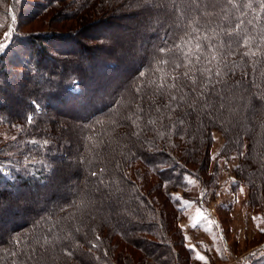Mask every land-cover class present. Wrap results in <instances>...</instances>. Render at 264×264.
<instances>
[{"label": "trees", "instance_id": "trees-1", "mask_svg": "<svg viewBox=\"0 0 264 264\" xmlns=\"http://www.w3.org/2000/svg\"><path fill=\"white\" fill-rule=\"evenodd\" d=\"M12 1L18 21L43 14L57 3V0H42L37 5L40 9L35 11L30 9L32 4L28 0ZM209 1L214 2L209 4ZM7 3L8 0H0V14L11 13L7 11ZM165 3L175 4L171 9L172 18L168 19L170 24L158 28L154 26L155 19L149 18L142 29L143 36L148 37V48L142 49L143 57L127 63L135 53L130 52L120 64L103 62L98 54H92L93 58L90 57L95 60L90 63V70L94 73H70L69 80L61 82L59 90L45 93L49 95L46 103L44 92L39 90L27 98L26 107L16 114L22 116L19 119L24 128L21 136H16L18 151L11 150V155L6 154L12 148L9 146L2 150L4 154L0 157V207L10 210L5 222L0 223V236L5 237L0 241V264H31L28 258L34 260V250L40 246L53 252L59 249L60 257L54 259L63 258L67 264H86L82 258H88L87 255L92 264H115L114 251L120 253L115 249L111 235L117 231L124 238L120 230L98 224V228L93 227L88 233L84 232L83 224L71 232L65 229V221L69 222L74 216L68 211L70 206L64 200L54 202L55 196L41 191L53 182L56 166L62 161L67 163L66 170L81 169L74 172L72 185L75 190L88 191L86 180L98 189L126 196L128 202L145 207L146 219L152 218L154 222L139 223L144 228L139 232L142 246L138 249L147 251L151 257L160 255L155 251L160 245L152 240L157 236L175 260H183V254L193 252L187 248L180 227L174 226V220L178 223L183 216V207L173 193L188 188V176L201 178L209 174L213 129L225 139L223 155L232 147L238 150L244 129L249 141L244 159L254 163L249 205L261 203L264 196V0H232L231 3L229 0H207L202 9L207 6L210 9L204 15L197 14V3L194 10L197 19L185 28L184 23L190 15L185 13L183 0H170V3L166 0ZM107 13L102 20L110 16ZM18 21L11 43L4 51L0 48V85L8 83L11 76L40 77L43 62L54 61L52 47L66 50L65 53L76 52L71 43L78 42L69 38L72 34L59 35L52 31L25 34L21 33ZM88 25L91 21L83 27L95 26ZM57 36L67 38L60 41ZM92 36L102 38L101 34ZM7 39V35L0 36V44ZM81 48L84 52L89 51L87 44ZM109 54L111 57V52ZM63 66L65 68V64ZM93 76L96 77L91 78ZM98 76L103 77L104 83H94ZM107 89L110 92L108 98L104 93ZM0 91L4 93V88L0 87ZM90 94L94 95L92 100ZM156 99L163 102L162 105H154L152 102ZM5 109L0 103L3 127L13 123ZM63 117L69 122L74 121L86 133L84 151L75 161L68 159L69 145L62 140L63 126L57 123L51 128L46 124L57 120L66 123ZM111 121H118L119 126L126 129L129 135H122L125 141L131 139L142 143L140 149L131 151L120 162L116 160L114 165L105 158L95 160L96 149L92 146L105 131L108 135L114 132ZM234 173L239 176V165ZM155 188L160 192L163 190L165 200L172 203L173 212L160 201V210L154 206L148 194ZM67 190L65 188L60 196H67ZM22 192L38 198L33 200L35 206L32 209L28 206L30 202L26 205L10 202ZM90 194L87 192L83 197ZM74 197L71 195V200ZM38 201L45 205L41 206ZM23 213L26 216L17 219ZM150 223L154 226L148 228ZM174 242L177 249L173 248ZM130 257L122 258L124 264H137ZM249 264L264 263L261 258H253Z\"/></svg>", "mask_w": 264, "mask_h": 264}, {"label": "rangeland", "instance_id": "rangeland-1", "mask_svg": "<svg viewBox=\"0 0 264 264\" xmlns=\"http://www.w3.org/2000/svg\"><path fill=\"white\" fill-rule=\"evenodd\" d=\"M28 1L32 4V7H30L31 10L35 9L37 11L40 9L37 5L42 0ZM68 1L57 0L55 7L47 12L34 15V17L28 18V20L21 19V21H18L14 14L15 8L13 7V1L8 0L7 11L11 13L9 15L5 13L0 14V36L7 35L9 38L3 44L2 51L11 43L10 38L12 37L16 21H18L21 33L35 34L37 32L52 31L58 32L59 35L72 34V36L68 37L78 42L75 45L71 43L74 49H76L75 53H65L66 50H58L52 47L50 50L55 55L53 56L54 61L45 60L43 62L44 70L41 71L40 77L30 76L19 78L17 76H11L8 83L1 84L2 86L0 85L1 88H4V93L0 91V103L4 105L6 108L4 110L5 113L9 115L11 122H13L6 124V127L0 124L1 158L2 154H4L2 151L4 148L12 146L6 153L8 155L12 154L11 150L18 151L16 136L18 135L19 138L21 136L20 132L24 128L22 125L23 121L19 119L22 116H16V114H20L24 107H26L27 100L30 99L31 95L33 96L39 90L43 91L45 97L44 103H46L47 96H49L46 94H50L56 88L59 90L61 82L63 83V81L69 80L67 77L70 73L78 72L83 75H91L94 73L90 70V63L92 60H95L91 59L92 54H98L103 62L111 61L120 64L124 63V59H127L126 57L130 52L135 53L127 60V63L131 62L132 59H137L141 55L143 57L144 52L142 49L148 46V37L142 34L145 23L149 18H154L155 22H157L154 26L158 28L163 27L166 23L170 22L168 19L172 18L173 12H171V9L175 5L174 3H172L173 5L165 3L166 0ZM206 1L183 0L185 13L187 16H190L187 22L184 23V27L183 25L181 27L185 28L186 24H193L197 19V14L204 15L208 12L210 6H207L205 10L202 9L206 5ZM168 2L170 3V0ZM213 2L209 1V4ZM197 3L199 4L198 13L194 14ZM106 12L110 16L102 20ZM89 21H91V25L95 26L88 29L86 27L84 28L83 25ZM184 31H181V33ZM175 33L179 34L180 31H176ZM91 34H101L102 38L91 37ZM148 36H150V32ZM57 37L60 41L63 38H67V36ZM85 44L89 47V51L87 52H84L82 48L80 49L81 45ZM109 52H111V57ZM64 64L65 68L63 66ZM95 77L93 76L91 78ZM102 78L98 76L97 82L94 83H104V79ZM104 93L107 94L106 98H108L110 95L108 89ZM90 95V100H92L94 95ZM152 103L154 105H162L163 102H158L156 99ZM64 119L66 120V118ZM54 120H56V115ZM65 122L62 121L60 123L57 120L46 124L51 128L57 123L58 126H63L62 140L70 148H68L70 152L68 159L75 161L77 160L76 158H79L78 154L84 151V137L86 133L83 132L84 130L79 129L74 121L69 122L66 120ZM110 123L115 128L114 132L108 135L105 131V135L103 133L99 139L94 140L92 146L96 149L94 155L95 160L105 158L110 160L109 162L114 165L117 161H122L131 151L140 149L142 143L131 139L125 141L122 135L127 136L126 129L120 127L118 121L117 123L116 121L115 123L114 121ZM101 132L103 131L101 130ZM212 138L213 140L209 147V174L202 175L201 178L188 176V188L177 190L173 193L177 197L179 205L183 207V216L178 223L174 220V226L180 227L187 248L190 247L193 249V252L183 254L185 256L183 260H175L173 256L170 257L165 246L159 243L158 236L153 237L152 240H155V243L160 245L155 250L159 251V257H151V255L147 254V251L140 252L138 248L142 246V239H140L142 236H139V232L144 227L140 226L139 223L153 221L152 218L146 219V215L143 213V211H146L145 207L141 204L131 203L130 201L129 203L127 201L128 197L126 196L114 194V192L109 190L98 189V187L96 188L94 184L86 180H84V183L87 185L89 183V189L85 193L91 192V194L83 197L85 193L82 190H75L72 185L75 179L74 172L81 170L80 167L77 170L75 169V171L73 168L66 170L64 168H66L67 163L64 161L60 162L56 166L55 174H53V182L42 188L41 191L47 194L51 193L53 197L55 196V199H53L54 202L55 200H64L70 206L68 211L74 216L70 217L71 220L69 222L71 223L65 221L67 223L65 229L71 232H74L76 229L78 230V226L80 227L83 224L85 226L84 232L88 233H90L93 227L98 228V224L101 227L107 226L110 229L120 230L124 234V238L117 231H114L115 233L113 232L114 234L111 235L115 249L120 253L118 255L117 251H114L115 259L113 261L115 264H124L122 260L128 256H131L132 261L134 262L135 260L137 264H249L250 259L253 258H261L262 263H264V196L258 206L249 205V186L252 182L251 176L254 170V163L251 160L244 159L249 149V141L243 129L240 141H238V150H234L232 147L227 154L223 155L222 147L225 139L222 134L216 129H213ZM6 141H10V143ZM100 147H104L103 149L106 147V149L103 150ZM89 153L90 150L88 151ZM238 165L240 166V173L236 177L234 170ZM137 179L140 181V175L137 176ZM208 182H210L209 185L206 184ZM65 188L68 189L67 196H60ZM154 190V192L147 193L154 206L160 210L161 206L158 205L160 201L168 209H172L173 212L172 203L165 200L163 190L161 189V192L157 188ZM71 195H75L72 200L70 198ZM34 199L38 200L37 197L23 194L22 192L18 197L11 198L10 202H22L25 205L30 202L28 206L29 209H32L31 207L35 206ZM50 203H52V200L48 202V204ZM39 204L41 206L45 205L42 201ZM16 208L18 209L19 207L16 206ZM9 212L10 210L8 208L0 207V223L5 222ZM25 212L27 214V211ZM25 214L23 213L17 219L22 220L26 216ZM73 220L75 222H72ZM170 221L173 223L172 220ZM153 226L150 223L148 228ZM4 238L0 236V241L4 240ZM176 244L174 242V249H177ZM133 246H136V248ZM204 250L209 255L207 252L204 254ZM34 252V260L28 258L29 261H32L31 264H67L63 258H58L57 261L54 259L55 257H60L59 249L53 252L40 246ZM118 256H120L119 258L121 260H119ZM87 257L89 259L83 257L82 261H85L86 264H92L90 256L87 255ZM200 257H203V259H200ZM165 258L166 260H162Z\"/></svg>", "mask_w": 264, "mask_h": 264}, {"label": "snow or ice", "instance_id": "snow-or-ice-1", "mask_svg": "<svg viewBox=\"0 0 264 264\" xmlns=\"http://www.w3.org/2000/svg\"><path fill=\"white\" fill-rule=\"evenodd\" d=\"M229 2L231 3L232 2V0H229ZM197 47H199V45H197ZM0 48H3V45L2 44H0ZM179 66V65H178ZM187 75V74H186ZM200 259H203V257H200Z\"/></svg>", "mask_w": 264, "mask_h": 264}]
</instances>
